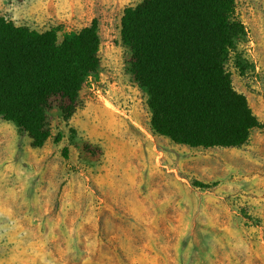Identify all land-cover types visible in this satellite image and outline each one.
Returning <instances> with one entry per match:
<instances>
[{
    "label": "rangeland",
    "instance_id": "1",
    "mask_svg": "<svg viewBox=\"0 0 264 264\" xmlns=\"http://www.w3.org/2000/svg\"><path fill=\"white\" fill-rule=\"evenodd\" d=\"M140 1L0 0L17 26L61 39L96 20L101 41L80 106L68 122L49 111L42 147L0 117V264H264V0H236L242 71L227 64L261 126L209 149L150 129L120 37Z\"/></svg>",
    "mask_w": 264,
    "mask_h": 264
},
{
    "label": "trees",
    "instance_id": "2",
    "mask_svg": "<svg viewBox=\"0 0 264 264\" xmlns=\"http://www.w3.org/2000/svg\"><path fill=\"white\" fill-rule=\"evenodd\" d=\"M120 37L154 133L191 148H238L261 126L227 70L232 61L242 71L236 0H142L124 9ZM100 42L96 20L60 39L0 16V117L42 147L52 137L49 111L68 122L80 106Z\"/></svg>",
    "mask_w": 264,
    "mask_h": 264
}]
</instances>
